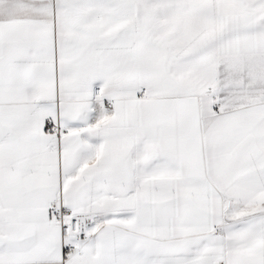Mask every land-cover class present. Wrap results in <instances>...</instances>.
<instances>
[{"label":"snow or ice","instance_id":"1","mask_svg":"<svg viewBox=\"0 0 264 264\" xmlns=\"http://www.w3.org/2000/svg\"><path fill=\"white\" fill-rule=\"evenodd\" d=\"M0 264H264V0H0Z\"/></svg>","mask_w":264,"mask_h":264}]
</instances>
